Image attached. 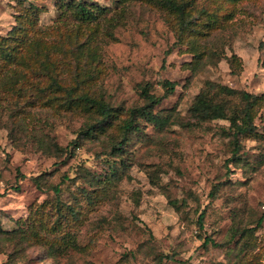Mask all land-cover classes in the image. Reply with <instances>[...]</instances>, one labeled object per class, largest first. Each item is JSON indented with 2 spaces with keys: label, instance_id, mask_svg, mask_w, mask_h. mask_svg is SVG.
<instances>
[{
  "label": "rangeland",
  "instance_id": "obj_1",
  "mask_svg": "<svg viewBox=\"0 0 264 264\" xmlns=\"http://www.w3.org/2000/svg\"><path fill=\"white\" fill-rule=\"evenodd\" d=\"M174 1L188 5L178 13L159 0H0V38H27L30 60L73 45L86 68L55 70L59 81L78 87L74 98L117 110L84 138L100 117L62 107L63 94L37 96L49 83L42 68H0V232L11 233L0 238V264H264V0ZM77 2L97 19H75ZM164 81L175 83L171 94ZM206 82L263 96L259 137H242L239 161L227 121L188 116ZM144 86L161 98L151 114L164 125L137 118L123 140ZM109 165L117 179L104 176ZM233 230L250 232L227 243Z\"/></svg>",
  "mask_w": 264,
  "mask_h": 264
},
{
  "label": "trees",
  "instance_id": "obj_2",
  "mask_svg": "<svg viewBox=\"0 0 264 264\" xmlns=\"http://www.w3.org/2000/svg\"><path fill=\"white\" fill-rule=\"evenodd\" d=\"M159 5L162 6V8H169L170 10L174 9L175 11H178V13H182L186 9L188 3L177 4L174 0H159ZM60 9L62 10V8ZM72 16L75 19L82 21H92L98 17L97 13L94 12L92 8H88V6L82 2L73 4ZM23 32H25V30H23ZM37 42L38 45H43L41 39ZM55 46L56 47L48 48L43 52V54L40 50H37L36 55L32 54V60H30L31 58H25L23 56L24 53L30 54L29 48L31 47V43L27 38H0V63H5V65L0 68H42L44 75L49 79V83L43 88L37 89V96L41 97L42 95H46L47 92H50L55 93L57 97L61 98L59 94H63L66 99L64 102H61L62 107L65 106L68 109L74 110V107L78 105L81 107L84 114L100 117L95 124L87 125L83 131H80L79 136L92 139L100 131L106 130V126L110 123L109 121L117 117V110H113L105 103L96 100L87 94H81L75 98L73 97L78 87L74 86L67 89L63 82L61 80L59 81L58 76L54 71L60 68H86V64L81 62V60L77 57L74 58L75 50L73 45L71 46L70 44L57 42ZM43 49L45 48H42L41 50ZM77 51L78 49L75 52ZM202 55L203 54L195 56L193 68H198ZM228 63L231 73L236 74L238 72L237 67L240 66L238 58L233 54L230 58H228ZM13 84L14 83H8L10 87ZM163 86L166 89L167 94H171L175 89L174 82L164 81ZM9 90H11V88H9ZM140 93L142 95L141 97L145 101V104L140 109L130 110L128 119L121 124L120 129L122 130L123 140H125L127 133L138 130L136 125L137 118H143L145 121L157 126L164 125V121L162 119H158L151 114V109L159 104L161 98L149 94L147 86L142 87ZM262 97L263 96H256L245 91H238L225 86H220L212 82H206L204 88L194 98L187 112L194 125L218 120L227 121L229 123V129L232 131L233 138L231 151L232 160L239 161V149L241 148L242 137L250 136L254 139L259 137V135L255 132L256 126L253 123V118L255 108L259 105ZM233 99H238L240 103L234 104L231 102ZM121 145V142H119L118 144L113 145V149L122 151L123 145ZM51 147L52 149L57 150L55 144H51ZM104 176L117 179V169L113 165H109L108 172L104 174ZM101 177L102 176H94V181H96V183L97 181H101ZM34 182L37 187L42 184V182L37 178H35ZM215 189H217L216 186L213 188L212 193H210L211 197H213ZM52 190L55 195L56 202H59V198L57 196L61 191V187L55 186ZM90 202V198H87V203L91 204ZM56 209L60 211V204H56ZM68 210L71 215H74L75 217L77 216L78 212L71 208H68ZM202 217L203 216L200 214L198 218L199 226L202 225ZM261 221L262 220L260 219L259 223H261ZM244 231H246V233L250 232L249 230H243L242 232L233 230L229 234L227 243H231L237 235H241L242 233L244 234ZM10 234V232L1 231L0 238H7Z\"/></svg>",
  "mask_w": 264,
  "mask_h": 264
}]
</instances>
